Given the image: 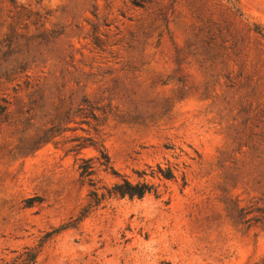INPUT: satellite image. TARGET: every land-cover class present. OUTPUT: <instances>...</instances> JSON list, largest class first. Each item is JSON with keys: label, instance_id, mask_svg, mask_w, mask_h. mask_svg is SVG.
<instances>
[{"label": "rangeland", "instance_id": "obj_1", "mask_svg": "<svg viewBox=\"0 0 264 264\" xmlns=\"http://www.w3.org/2000/svg\"><path fill=\"white\" fill-rule=\"evenodd\" d=\"M0 106V264H264V0H0Z\"/></svg>", "mask_w": 264, "mask_h": 264}, {"label": "trees", "instance_id": "obj_2", "mask_svg": "<svg viewBox=\"0 0 264 264\" xmlns=\"http://www.w3.org/2000/svg\"><path fill=\"white\" fill-rule=\"evenodd\" d=\"M5 107L0 106V117L4 114ZM99 166L103 168L104 171H111L112 174L117 175L116 172L109 165V159L107 155L102 154V159L98 161ZM78 177L80 183L87 182L90 186H95L94 176L95 171L92 165V159H82L78 165ZM134 174L138 178H145L147 176L151 178H158L165 181H170L175 178L174 171L171 167L162 168L157 165L155 168L148 166L145 170L135 171ZM104 191L99 193L98 189H92L88 196L90 201L88 202L84 213L87 214L99 207L106 199L112 197L118 198H129V199H142L146 195H156L157 196V186L150 184L146 181L132 182L127 177H121L120 181L114 183L110 188H104ZM36 254H33L30 250L25 249V251L17 255L10 263L4 262L2 264H31L34 262Z\"/></svg>", "mask_w": 264, "mask_h": 264}]
</instances>
